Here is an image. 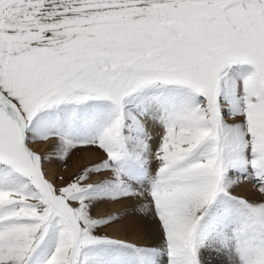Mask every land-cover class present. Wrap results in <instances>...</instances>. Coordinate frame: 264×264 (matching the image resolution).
Masks as SVG:
<instances>
[{"label":"snow or ice","instance_id":"6c2138e0","mask_svg":"<svg viewBox=\"0 0 264 264\" xmlns=\"http://www.w3.org/2000/svg\"><path fill=\"white\" fill-rule=\"evenodd\" d=\"M0 264H264V0H0Z\"/></svg>","mask_w":264,"mask_h":264},{"label":"bare ground","instance_id":"6f19581e","mask_svg":"<svg viewBox=\"0 0 264 264\" xmlns=\"http://www.w3.org/2000/svg\"><path fill=\"white\" fill-rule=\"evenodd\" d=\"M88 159H90V157L87 158L85 161H88ZM76 166L77 165L75 164H70V168L68 169V172L71 173L72 171H74ZM113 210H114L113 208H108L106 211H113ZM99 214L101 215L105 214V210H101Z\"/></svg>","mask_w":264,"mask_h":264},{"label":"rangeland","instance_id":"374dc122","mask_svg":"<svg viewBox=\"0 0 264 264\" xmlns=\"http://www.w3.org/2000/svg\"><path fill=\"white\" fill-rule=\"evenodd\" d=\"M91 159V158H90ZM85 162H87V161H85ZM61 171V174H63V175H65V176H67V175H69L70 173L68 172V169L67 170H60Z\"/></svg>","mask_w":264,"mask_h":264}]
</instances>
